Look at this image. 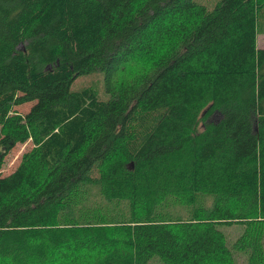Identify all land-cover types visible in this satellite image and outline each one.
Segmentation results:
<instances>
[{"label":"trees","instance_id":"trees-1","mask_svg":"<svg viewBox=\"0 0 264 264\" xmlns=\"http://www.w3.org/2000/svg\"><path fill=\"white\" fill-rule=\"evenodd\" d=\"M205 1L0 0V264H264V0ZM184 187L215 200L156 219Z\"/></svg>","mask_w":264,"mask_h":264},{"label":"rangeland","instance_id":"rangeland-1","mask_svg":"<svg viewBox=\"0 0 264 264\" xmlns=\"http://www.w3.org/2000/svg\"><path fill=\"white\" fill-rule=\"evenodd\" d=\"M218 0H209L205 1V4L208 7V10H212L215 2ZM264 14V11H263ZM256 47L264 48V35L258 34L256 37ZM149 65L143 63H135L132 69H125L119 74L120 82H129L131 83L134 78L143 76L144 74H148L149 70H151ZM150 73V72H149ZM85 87H91L101 98L105 100L108 99V95L105 94L103 88V72H95L90 75L79 76L75 81L71 84V90H78ZM32 103H27L18 107H14V110L20 114H26ZM0 136H1V126H0ZM32 148V144L30 140H27L23 143H16L14 148L9 152V154L4 158L3 168L0 171L3 177L8 176L12 172L15 171L17 166L20 163L21 157L24 153L28 152ZM133 166V164H132ZM173 186V185H172ZM214 197L211 195H194L192 191L186 187L184 188H175L173 192L169 194L161 195V203L155 207L156 219L160 218V216L164 219H183L187 216L188 212L194 208L198 207L199 204L202 206L211 207L214 202ZM140 217V211L138 210V214ZM110 226H115L117 228H124L122 224H110ZM118 235H126V231L122 229ZM224 231L228 237L229 242H232L239 236L241 232V228L239 226H232L224 228ZM128 237V235H127ZM244 258V256H242ZM242 257L238 258V264H245L244 259ZM28 260L31 261V264H49L50 258L46 249L42 248L39 245L38 241H34L32 243L31 250H29ZM37 259V260H35ZM30 264V262H29ZM147 264H161L159 261H151Z\"/></svg>","mask_w":264,"mask_h":264},{"label":"crops","instance_id":"crops-1","mask_svg":"<svg viewBox=\"0 0 264 264\" xmlns=\"http://www.w3.org/2000/svg\"><path fill=\"white\" fill-rule=\"evenodd\" d=\"M261 49H264V48H261Z\"/></svg>","mask_w":264,"mask_h":264}]
</instances>
